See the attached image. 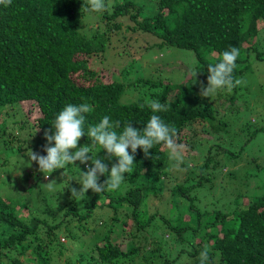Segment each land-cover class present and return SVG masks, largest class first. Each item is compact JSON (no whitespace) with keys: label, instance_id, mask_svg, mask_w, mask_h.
<instances>
[{"label":"trees","instance_id":"1","mask_svg":"<svg viewBox=\"0 0 264 264\" xmlns=\"http://www.w3.org/2000/svg\"><path fill=\"white\" fill-rule=\"evenodd\" d=\"M143 1L105 0L103 12L88 10L87 0H12L7 8L0 5V158L21 155L13 166L22 167V174L27 167H38L30 161L28 150L44 156L45 146H54L48 145L44 135L46 131L52 134L57 114L68 104L91 106L92 111L84 114L85 132L105 115L121 122L118 134L129 121L142 131L153 114L148 107L150 99L170 105L167 112L157 115L176 127L178 142L188 148L180 166L184 170H179L178 176L171 167L162 170L170 159L162 144L154 145L148 157L137 149L133 170L125 174L119 189L100 193L89 190L85 198L71 197L72 189L65 180L66 174L83 173L85 163L76 161L57 170L63 182L58 190H51L49 205L43 208L44 187L33 179L36 169L18 180L0 179V264H175L176 258L186 256L191 264H199L205 246L210 250L211 264H264V195L250 199L249 195L235 194V206L230 205L227 213H210L196 207V197L188 196L189 188L184 186L189 174L197 173L189 166L187 156H196L194 150L200 147H205V153L199 158L202 165H196L199 184L205 181V172L214 174L224 169L222 174L229 173L226 163L239 171L236 162L230 165L236 155H224L218 144L220 137L214 138L229 126L217 119L216 107L223 101L227 103L226 98L234 104L235 96L223 98L228 91L221 90L215 98L217 104H213L196 95L202 84L207 87L208 65L218 63L230 47L238 48L240 53L235 78L247 72L253 53L257 59L262 58L264 53L259 52L258 44L264 42V0ZM148 1H152V11L146 8ZM145 37L155 41L149 44ZM141 47L193 52L200 81H166L152 74H141L130 81L127 69L124 73L113 67L106 69V63H100L107 48L121 50L118 56H130L135 62ZM94 60L109 80L98 77ZM132 86H138L137 92L132 89L136 99H126ZM262 97L264 102V91ZM21 112L23 117L18 118ZM34 112H38L37 117L28 120V113ZM197 125L204 133L191 132ZM261 132L264 126L255 128L250 138ZM204 142L210 145L204 146ZM88 144L87 135L78 141V147ZM128 151L132 154L131 149ZM90 155L106 157L108 165L109 156L98 144ZM110 162L113 166L118 161L110 157ZM88 163L92 166L91 159ZM182 175L185 177L180 183ZM106 179L101 176L98 182ZM20 180L27 185L23 182L19 186ZM33 189L39 193L33 202L41 206V211L34 206L37 213L28 209L18 194L31 196ZM14 190L18 193H8ZM172 199L177 200V222L167 216V210L174 209ZM90 221L94 224H88ZM148 229L152 230L151 236H164L162 229L170 232L167 236L177 242L179 249L173 261L169 253L162 255L167 246L164 237L147 248L142 234ZM119 239L124 240V248L117 243Z\"/></svg>","mask_w":264,"mask_h":264},{"label":"rangeland","instance_id":"2","mask_svg":"<svg viewBox=\"0 0 264 264\" xmlns=\"http://www.w3.org/2000/svg\"><path fill=\"white\" fill-rule=\"evenodd\" d=\"M135 1L136 3L146 2L143 0ZM151 3L152 1H148V6H146V8H149V10L152 11V7L150 5ZM91 21L92 20L90 19L89 22ZM263 36L264 35H262L261 38H263ZM144 41L151 44L153 41H155V39L145 37ZM258 47L259 52L261 54L264 53L263 41H260ZM107 49L103 57L99 59L100 63H106V69H111L113 67L112 69L122 71L124 73H126L128 70V75L126 77L130 81H133L136 76L141 74L144 75V77H148L150 74H152L153 77L157 79L163 78L166 81L172 79L175 82H183L184 80L194 79L191 73L193 71L198 72V67L195 66V63H198L195 55L193 54V52L188 50L168 47L163 48L162 50H158L156 48L146 50L144 47H141L139 48V52L134 58L136 59V61L133 62L130 56H128L127 58L120 57L122 56V54L118 56V52L121 50L114 52ZM97 63H99L97 60L93 61V67L95 69H98V77L103 79V81L109 80V77L104 72L99 70L102 66L100 67V65H97ZM157 63H161L162 67L160 68ZM248 63H250L249 69L239 78L243 81V83L237 86L238 89H236V91L234 89L228 91L227 95H223V98L227 96H235V103L230 105V103L228 102L229 100L226 98L225 100H227V103L223 101L221 102L222 104L218 103L219 105L216 107L219 113V115H217V119L225 120L226 122H228L229 126L225 129L224 132H220L218 136L216 135L214 136V138L220 137L218 144L226 152L224 153V155H227L228 153H234V155H236L230 160V165L236 162L239 166L238 170L240 172L237 170H233L228 166V163H226V168L229 169V173L222 174L224 173V169L220 170V172L216 171L214 174L205 172L203 174V178L205 179V181L199 184L198 182L200 181V174L196 169V165H202V161L199 158L205 153V147L203 149L200 147L199 149L194 150L196 156H191V154L187 156V162L189 166L192 170L195 169L197 173H195L194 175L189 174L191 177L189 180L187 179L188 181L185 182L184 186H187L189 188V193H187L188 196L196 197V204L198 205L196 207L202 212L206 211L212 213L215 210H221L222 212L227 213L230 205L235 206V204L233 203L235 194H246L250 196V199H254L256 197L264 195V132L258 133L256 137L250 138V134L255 131V128L264 126V116H262V106H264L262 97L264 91V54L259 60L255 56V53H253ZM125 69H127L126 72ZM158 69L160 70L157 71ZM196 78L198 81H200L201 77L199 73H197L195 79ZM128 80L124 78V81L129 82ZM202 86L204 87L203 84ZM133 88L136 90L138 86L136 88L135 86H132L130 88L129 92L125 96L126 99H136L137 90L136 92H134L132 90ZM196 96L199 100L203 99V101H206L207 103L217 104L215 98L219 96V93L206 98L200 95L199 90ZM37 115L38 112H34L32 114L28 113L26 117L29 118L28 120H33L37 117ZM20 117H23V112H21V115L18 118ZM197 127L195 126L194 128H191V132L200 131L199 133H204L200 125H197ZM209 130L211 131V129ZM201 135L202 134H200L199 136ZM208 135L213 136L211 132H209ZM203 145L209 146L210 142H204ZM6 156L7 155H3L2 158H0V179L5 181V178L12 177L18 180L19 177H23L29 170L36 169L35 172L37 174L33 176V179L39 183H42L44 188L41 189V192H43L42 196L45 197L46 200V202L41 203V206L43 208L45 204L49 205V194L51 193V190H58L57 186L61 185V183L63 182L62 176L58 174L57 170L51 175L49 173L42 174L39 171L38 167L32 166L27 167L25 172L22 174L21 171L23 168L19 166V163V169L13 166L14 161L16 160L18 162L17 158L19 159L22 156L20 155V157L17 158L13 155L10 157ZM4 158H6L7 164H4ZM96 158L98 157L96 156ZM108 158L109 161L107 166L111 168L112 163L110 162V157ZM98 159H102L103 163L106 164V157L103 159L101 156ZM184 160L186 159L184 158ZM225 162L222 161V164ZM173 165L174 164L172 160L169 159L168 165H165L162 170L167 171L169 167H171L173 173H175L177 176L180 175L181 172L179 171V169L175 168ZM91 167L92 166L88 162L85 163L83 172L88 171ZM240 173L244 176H238V174ZM44 175L50 176L45 178ZM184 177V175L180 176V183L184 179ZM65 180L69 182V188L76 189L77 191L80 189V174H66ZM52 181H54V183L50 188L48 187V183ZM19 182V186H23L24 181L20 180ZM26 185L27 183H25V186ZM246 188L249 189L246 190V193H243L244 189ZM14 191H8V193L11 195L18 193V191ZM18 194L25 203V206L37 213L34 209L35 205L33 202L35 201L34 196L36 195L35 197H38L39 193H37L36 190L33 189V193L31 194V196H28L27 193L24 192ZM183 198L185 197L183 196ZM27 201L29 203L26 204ZM66 202L67 200L60 203L63 204ZM172 203L174 204V209L169 208L167 210V216L172 219V221H176V219H178V213L176 211L177 200L172 199ZM41 206L35 207L41 211ZM93 221L95 223L97 222L95 219H93ZM88 224L94 223L90 221L88 222ZM71 230L74 233L79 232L77 231L78 228H71ZM124 231L128 232V228H126ZM151 231V229H148L147 234H142L144 238L147 239V248L154 247L156 241H159L161 237H164V241L167 243V246L162 251V255L169 253L170 259L173 261L176 258L174 257V255H176V252L179 249L177 247V242L171 236H167L168 234H170V232L167 229H162V232L165 235L160 236L159 234H156L155 237L151 236ZM123 242V239H119L117 241L121 248H124ZM176 259L177 260L174 261L176 262L175 264H191V261L187 259V256L182 260L178 258Z\"/></svg>","mask_w":264,"mask_h":264},{"label":"clouds","instance_id":"3","mask_svg":"<svg viewBox=\"0 0 264 264\" xmlns=\"http://www.w3.org/2000/svg\"><path fill=\"white\" fill-rule=\"evenodd\" d=\"M12 0H0V5L7 8ZM88 10L92 12H103L106 10L105 0H87ZM239 49L230 47L221 54L218 63L209 64L207 67V87H201L200 95L209 98L216 95L221 90L231 91L243 81L235 78L233 73L236 68V61L239 57ZM198 72L193 71L191 75L196 77ZM141 108L144 105L140 106ZM148 107L153 113L143 130L132 127V122L123 124L122 133L118 134L116 129L121 127L119 120L113 121L110 116L105 115L99 124L90 125L85 132V115L92 111L88 103L79 105L68 104L61 110L51 128L52 134L45 132L44 138L48 142L45 146L46 155L41 156L28 150L30 161H35L39 171L50 175L58 169H64L67 165H73L76 161L81 164L87 163L91 159L92 167L81 173L80 189L71 190V197H83L91 190L94 193L103 191H115L120 188L125 180V174L132 172L134 153L141 149L148 157L149 150L156 144H162L169 152V158L174 162V167L179 170L184 162L185 153L188 151L187 145L178 142V133L174 125H169L157 115V113L167 112L170 105L161 103L159 100H149ZM87 135L90 144L78 147L81 137ZM96 144L105 150L109 157H115L117 163L110 171L102 159L91 156L92 147ZM131 149V153H129ZM50 175L45 176V178ZM107 176L103 183H99V177ZM54 181L48 183L52 187ZM210 250L205 246L199 254V264H211Z\"/></svg>","mask_w":264,"mask_h":264}]
</instances>
